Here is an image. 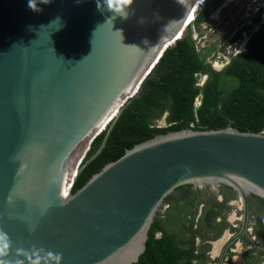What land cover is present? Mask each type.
Listing matches in <instances>:
<instances>
[{"label": "water", "instance_id": "95a60500", "mask_svg": "<svg viewBox=\"0 0 264 264\" xmlns=\"http://www.w3.org/2000/svg\"><path fill=\"white\" fill-rule=\"evenodd\" d=\"M203 2L0 0V264H133L174 188L229 190L210 179L237 189L245 225L247 194L264 198L262 132H161L72 191Z\"/></svg>", "mask_w": 264, "mask_h": 264}, {"label": "trees", "instance_id": "16d2710c", "mask_svg": "<svg viewBox=\"0 0 264 264\" xmlns=\"http://www.w3.org/2000/svg\"><path fill=\"white\" fill-rule=\"evenodd\" d=\"M224 1L204 0L192 23L197 26L214 23L212 14ZM250 18L251 23H244L233 37L236 40L242 31H249L247 44L231 56L221 71H215L205 60L214 44L205 53L197 46L188 26L184 35L165 49L138 93L121 110L100 151L77 175L72 191L126 149L161 132L190 124L199 130L230 126L239 131L261 132L264 129V19L260 10ZM203 74H207V79L199 84L198 75ZM221 78H228L231 83L222 87ZM197 97L200 103L195 106ZM164 114V124L159 125L157 121ZM104 135L105 131L93 139L83 161L95 153ZM160 215L158 211L148 230L145 249L133 264H176L180 247L163 228ZM158 231H163L162 236H156Z\"/></svg>", "mask_w": 264, "mask_h": 264}, {"label": "flooded vegetation", "instance_id": "af4514ba", "mask_svg": "<svg viewBox=\"0 0 264 264\" xmlns=\"http://www.w3.org/2000/svg\"><path fill=\"white\" fill-rule=\"evenodd\" d=\"M248 38L238 50L224 58L222 64L215 66L210 60L206 61L215 71H221L233 54L244 49ZM229 41L230 44L234 40L231 38ZM201 76L203 80L198 81L199 84L207 79V74ZM221 79L222 87L231 83L228 78ZM199 103L200 98L197 97L194 105ZM165 117L166 114L157 123L164 124ZM188 127H192L191 124ZM178 187L164 198L158 210L163 228L180 247L176 264H264V198L247 194L248 210L244 225V209L237 193L216 189L225 196V200L220 202L210 197L214 188L209 185L188 183ZM226 198L237 199L238 202L227 203ZM162 234L163 231H158L156 236Z\"/></svg>", "mask_w": 264, "mask_h": 264}, {"label": "rangeland", "instance_id": "374dc122", "mask_svg": "<svg viewBox=\"0 0 264 264\" xmlns=\"http://www.w3.org/2000/svg\"><path fill=\"white\" fill-rule=\"evenodd\" d=\"M222 7L225 9L221 10ZM222 7L212 14V18L215 22L210 25L201 24L197 26L191 22L193 17L188 22H191L188 26L193 38H196L197 46H199L201 50H204L206 53L207 48L214 44L213 48L206 53L205 60H210L215 66L222 64L224 58L238 50L244 40L250 36L249 31H242L236 40L230 44L228 43L241 26L251 20L250 17H253L260 10L264 18V0H225ZM198 8L199 6H197L194 11H197ZM224 41H227V43H223ZM201 80H203V77L198 75V81ZM86 150L82 148L81 151H84L81 156L82 158ZM80 155L81 154L78 155L79 158ZM227 189L233 190L229 187H227ZM212 191L213 193L210 194V197L220 202L225 200L223 193L216 189ZM226 201L227 203L238 202L237 199L232 198H226Z\"/></svg>", "mask_w": 264, "mask_h": 264}, {"label": "built area", "instance_id": "2783aa9c", "mask_svg": "<svg viewBox=\"0 0 264 264\" xmlns=\"http://www.w3.org/2000/svg\"><path fill=\"white\" fill-rule=\"evenodd\" d=\"M262 133H264V129L261 131ZM215 186H218V187H224V188H231L232 186L222 182V181H219V182H212Z\"/></svg>", "mask_w": 264, "mask_h": 264}, {"label": "bare ground", "instance_id": "6f19581e", "mask_svg": "<svg viewBox=\"0 0 264 264\" xmlns=\"http://www.w3.org/2000/svg\"><path fill=\"white\" fill-rule=\"evenodd\" d=\"M198 2H199V1H198ZM198 2H197V3H198ZM195 9H196V6H195ZM195 9H194V10H195ZM192 15H193V13H192ZM192 17H193V16L190 15V17H189L188 20H190ZM210 182L212 183V182H219V181H218V180H212V179H210ZM231 188H233V190H237V189H235L234 187H231Z\"/></svg>", "mask_w": 264, "mask_h": 264}, {"label": "clouds", "instance_id": "9594fccd", "mask_svg": "<svg viewBox=\"0 0 264 264\" xmlns=\"http://www.w3.org/2000/svg\"><path fill=\"white\" fill-rule=\"evenodd\" d=\"M32 6H33V0H29V7L31 8ZM262 18H263V17H262ZM193 19H194V18H193ZM193 19H192V21H193ZM192 21H191V22H192ZM191 22H190V23H191ZM190 23H189V24H190ZM212 184H213V183H212ZM213 185H214V184H213Z\"/></svg>", "mask_w": 264, "mask_h": 264}]
</instances>
